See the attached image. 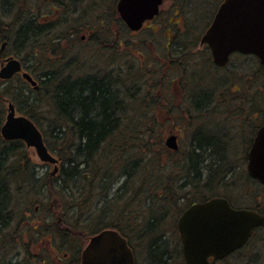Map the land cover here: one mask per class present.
<instances>
[{
	"label": "trees",
	"instance_id": "16d2710c",
	"mask_svg": "<svg viewBox=\"0 0 264 264\" xmlns=\"http://www.w3.org/2000/svg\"><path fill=\"white\" fill-rule=\"evenodd\" d=\"M25 1L0 0V9L3 12L8 11L13 16L9 29L18 30L16 37L19 39V44L23 43V39L35 30L32 26L23 25V14L20 11L26 7ZM190 1L192 2V0H184L181 9L178 4L177 12L181 13L183 9H187ZM200 1L203 2V0ZM68 2L74 7L76 5L81 7L84 4L83 0H68ZM197 11L199 12L196 9L192 13ZM2 23L0 20V25ZM180 25L182 28L183 23L180 22ZM182 34L178 33V35ZM182 39L181 36L179 38L173 36L166 47L169 50V47L174 46L172 58L175 66L181 63L184 65L182 60L185 61L188 54L186 51L188 43H184L185 41L180 43ZM203 59L210 63L209 57ZM255 63L252 64L253 70L248 74L250 79H247L251 88L253 86L252 93L245 90L246 92L243 91L242 94L237 93L240 95L238 99L233 96L231 100L219 96L225 104L230 103L226 105L228 110L222 112L221 109L208 108V110L204 109L205 111L196 109L195 119L218 122L221 117L224 118L226 112L240 120H250L251 117L263 119L264 94L261 93L264 92V66H261L257 60ZM70 65L64 66L58 79L46 82L44 93L35 94L31 91L27 96V90H23L22 87L16 86L18 92L15 91L16 88L14 89L12 99L15 100V104L20 110H23L24 105L27 107L26 113L38 122V128L41 118L37 119V113H39L37 106L45 99L49 102L52 116L43 117V119L48 123L49 129L46 132L53 141L49 144L45 140L44 143L49 152L60 158V162L57 174L51 176L49 172L44 173L42 184H40L33 165L32 167L24 165L23 168L19 167L16 170L8 166L4 167L2 160L6 157L4 155L6 150H0V235L4 234L7 228L6 236L0 238L2 248L0 257L6 256L1 254L5 250L3 243L8 238H10L8 241H14L11 236L7 238L9 225H15L16 228L13 231L20 233L18 232L20 223H14L11 219L14 212L7 217L2 215L8 207L16 208L6 187L7 171L5 170H8L15 183H24L27 192L33 191L34 188L35 193L39 192L43 195L44 191L43 196L47 201L55 200L53 209L46 210L53 213L52 216L60 214V229L51 219L44 220L42 228H30V225L22 228L37 233L41 231L44 233L46 230L47 234L51 232L49 234L53 235L51 236L53 239L59 237L61 242L59 248L68 252L69 259H67L70 261L66 263L67 260H65L63 264H79L80 252L89 237L103 229H115L130 242H133V239L140 241L143 249L149 248L150 259L155 264H163L166 245L154 239L158 233L169 230L170 227L165 228V226L169 225L168 222L173 218L172 208H176L183 197H185L183 201H188L186 196L180 197L177 191L181 190L186 182L187 186L190 184L195 186L198 182L205 181L208 190L216 186L218 178L223 173L222 170L226 168L223 147L214 135L207 136L203 133L193 134L190 143L191 151L187 153L181 149L179 152H172L163 147L161 150H158L156 146L151 147V138L162 131L164 124L156 115L151 118L155 121L153 127L150 126V121L147 125L146 119L141 115L139 119L136 118L139 124H135L134 117H131L123 127L120 125L125 111L131 109L130 103L135 95L123 83L127 78L126 70L117 72L116 75L114 71H110L108 74L95 73L93 76L75 74L73 66L70 67ZM246 78L248 76L244 79L238 77L240 80L237 84L244 86ZM189 79L190 77H186V80ZM161 85L163 92L168 93V88H164V82ZM204 86L206 85H203V89L209 92L195 96L196 93L188 97L194 106L200 108L207 106L210 103L209 95L212 96L217 88L222 87L219 84L212 87L207 85L206 89ZM233 91L238 92V89ZM146 98L148 95L144 94L140 104L142 111L155 105L156 96L151 98L152 102H147ZM214 125L215 129H219V123ZM24 159L26 162L29 160ZM177 159L178 162H175ZM205 173L207 176L201 180ZM120 178L123 180L119 184ZM18 190L20 191L21 187ZM170 211L171 216L165 220L164 217ZM133 217L137 224L132 221ZM40 260L41 264L45 262L50 264L46 255H43ZM0 264L12 263L5 258L0 261Z\"/></svg>",
	"mask_w": 264,
	"mask_h": 264
},
{
	"label": "rangeland",
	"instance_id": "374dc122",
	"mask_svg": "<svg viewBox=\"0 0 264 264\" xmlns=\"http://www.w3.org/2000/svg\"><path fill=\"white\" fill-rule=\"evenodd\" d=\"M37 1L38 2L26 0V7H23V10L29 11V5L34 6L35 8H32L33 13L38 16H43L46 12L47 6L43 5V0ZM95 1L101 4L100 8H94L87 10L86 12L78 11V14L74 16V19H80L79 25L82 27L84 26L83 29H86V27L90 28L89 25H92V23H95L94 25L96 26V22L100 19H105V26H108V31H112L110 32L111 42L114 41V31H117V29L119 30V39L122 42L121 47L115 45L113 50H108L103 47L104 43L98 44V41L93 40L87 43H81L78 41L77 46L71 48L73 50H68L66 56L63 58V62L66 61L67 56L72 57L75 52L78 53V59L81 60V63H85V65L82 66L77 73H92L95 70L102 71L103 68L104 71H108V69L110 71H114V74L116 75L117 72H125L126 70L127 78L126 81H123V83H125L128 90L133 92L135 95L130 103L131 109L125 111L120 125L123 127L129 122L131 117H134L133 121L135 124H139L137 123L136 118L139 119V115H141L146 119L145 123L148 125L150 121V126L153 127L155 121L151 118L153 115H156L159 121H163L164 124L162 126V131L158 132L153 138H151V147L156 146L158 150H161L162 147L165 148V139L170 135L175 134L178 136L177 141L179 144V150L181 149V151L187 153L191 151L190 143L192 141L191 137L194 133H203L207 136L208 134L214 135L223 147L225 167H230L231 165L235 166L238 160L231 157V155L234 156L237 150L239 151L242 148L240 142L246 141L247 143L249 140L248 137L253 133L254 128L262 123L260 120L262 117H257L256 119L251 117L249 125H245L241 129L238 128L239 119L233 115H228V112H226L224 118L221 117V120L219 119L218 122L197 120L195 119L196 109L191 108L193 104L190 103V100L188 99V97L194 96L196 93L197 94L195 96L202 94L203 92H209L203 89V85H211L212 87L216 85L218 86L219 84V86L222 87L217 88L216 93H213L212 96L209 95L210 103L208 105L210 110L221 109L223 112V110H228L226 105H229L230 103L225 104L223 99L219 98V96H223L226 100H231L233 96H236L238 99L240 96L238 94H242L243 91H248L250 93L253 92V86L251 88L250 83L247 80L250 79L248 74L253 70L252 64H256V60L252 59V57L237 56L230 61L229 65L225 69H218L217 71L211 62H205L203 59L206 58L205 56L207 53L204 51L205 46H200L199 39L209 25L213 17L212 12L216 10V4L218 5L219 1L209 0V5L203 8L201 12L199 11L200 13L198 11L195 13L192 12L198 9V6H200L202 2L198 0L195 4V2L192 1V7L183 9L181 13L177 12V14H175L173 9L169 10L171 5L179 4L181 9L184 5V0H168L160 7L163 15L148 23L145 26L146 28L139 32H130L127 28L123 27L122 23L115 19L112 15V11L109 9V7H111L110 0H104L103 4L102 0ZM209 8L211 9L208 13L203 14V12ZM18 10L20 11L21 9ZM23 10L20 11L22 14ZM14 13L15 12H13V14ZM0 20L3 22L0 25V32H9V26L13 21V16L8 13V11L3 12L0 9ZM180 22L183 23L182 28ZM184 25L186 27L185 29ZM187 30L191 31L187 32ZM62 31L63 29H61V32ZM179 32L183 34L178 35ZM173 36H176V38L181 36L183 39L179 42L181 43V41H185L184 43H188L186 45V51L188 53L186 55L187 57L185 61L182 60L184 65H182V63L179 64V66L174 65L172 58L173 45L169 47V50L166 49L169 40ZM40 40L42 43L46 42L44 37L40 38ZM33 45H35L36 50H39V42H37V45L36 42H34ZM64 47L65 44H63V48ZM12 51L15 50L12 48ZM20 56H23V52L19 53L18 57ZM38 62L40 63L39 66L43 69L44 67L47 69L53 68L52 63H49L46 58H43V55L40 56ZM239 73L242 75H238ZM192 76L194 77L191 78ZM246 76H248V78L245 79L244 86L240 84L238 85L237 81L244 79ZM186 77H190L189 80L191 82L186 80ZM238 77H240V79H238ZM162 82H164V88H168V93L163 92V87L161 85ZM206 86H204V88L207 89ZM234 89H238V92L235 91L233 93ZM144 94L148 95V98H146L147 102H152L151 98L156 96V98H154L156 106L154 105V107L149 108L146 111H142L140 108ZM261 94H264V92ZM13 95L14 94H12L11 97H13ZM12 101L15 103L14 99ZM198 109L205 111L204 108ZM6 110L7 104L5 107L0 108V121L2 122L5 120V116L7 114ZM37 111L39 112L37 113V119L41 118L39 130L44 136V141L47 140V142L51 144L53 140H51L50 136L46 132V130L49 129V126L47 125V121L43 119V117L47 118L48 116H52V109L49 102H47L46 99L42 101L38 104ZM235 121H237V125L234 124ZM215 123H219V129H215ZM224 134L227 138L223 137ZM246 143L244 144V147H246ZM3 149L6 150V153L4 154L6 157L2 160L4 167L8 166V168L10 167V169L16 170L19 167L23 168L24 165L29 167L34 165L35 167L33 170L36 178L39 180L38 183L40 184H42L44 173H53L52 165L43 164V162H41L36 156L35 150L33 148L26 147V145L22 142H4L0 137V150ZM227 151H229L228 154ZM24 158L29 160L26 162ZM175 162H178V159L175 160ZM5 171H7L6 187H8L10 199L14 204H16V208L8 207L3 211L2 215L7 217L9 214L14 212L16 215L13 214L11 218L12 221L14 223H20V229L18 231L20 233L18 234L13 231L16 226L13 224L9 225L7 238L11 236L14 241H8V239H10L8 238L6 242L3 243L5 244V250L1 254L6 255V261L11 262L12 264H41L40 258L43 257V255H48L47 261L50 260L49 252L51 249H56L58 255L63 257V259H69L68 252L59 248L61 245L60 238L58 237L57 239H53V237H51L53 235L49 234L51 233L50 231L48 234L46 230H44V233H42V231L41 233H37L34 231L29 232L26 231L27 229L24 230L22 228L29 225L31 226L30 228H42V225L45 223L44 220L51 219L54 220L55 224L58 225L57 228L60 229V214L58 213V215H56L58 217H56L52 216L53 213L51 214L47 212L49 208L51 210L53 209L55 200L47 201V199L43 196L44 191L43 195L39 192L35 193L34 188L33 191L27 192L28 190L25 189L23 182L20 184L15 183L10 172L8 170ZM206 176V173L203 174L201 180H203ZM122 180L123 178L119 179V184ZM186 183L182 186L181 190L177 191V194L180 197L189 194V198L186 196V200L188 201H183L185 198L183 197L180 200V204H177L176 208H172V212L174 213L172 216L173 218L170 219L168 222L169 225L165 226V228L172 225L175 215H177L179 211L183 210L189 203L220 194L223 190L222 188H218V186H214L216 188L214 191L213 189L208 190L205 181H200L195 186L190 184L189 188ZM19 187H21L20 191L18 190ZM211 191L213 192L210 193ZM170 216L171 211L164 217V219L166 220ZM134 218L135 217H133L132 221L136 223ZM163 231H165L164 228ZM130 232L133 236L132 231ZM6 233L7 228L4 234L0 235V238H4ZM138 235L140 234L138 233ZM133 243L135 248H138L137 251L139 253H141L140 248L144 251L143 247H139V244L135 241V239H133ZM0 249L2 248L0 247ZM40 249H43L41 254L38 252ZM65 254L66 257L64 256ZM5 258L1 256L0 261L5 260ZM68 259H65L67 260L66 263L70 262Z\"/></svg>",
	"mask_w": 264,
	"mask_h": 264
},
{
	"label": "flooded vegetation",
	"instance_id": "af4514ba",
	"mask_svg": "<svg viewBox=\"0 0 264 264\" xmlns=\"http://www.w3.org/2000/svg\"><path fill=\"white\" fill-rule=\"evenodd\" d=\"M43 1V5L47 6L46 12L43 16H38L33 13L32 8H35L34 6L29 5V11L23 10V25L28 27L32 26L35 29L32 34H28L23 39V43L19 44V39L16 37L18 32L17 29L15 31L10 29L9 32H0V108L5 107L7 104V114L5 120L3 122L0 121V130L9 113L8 105L10 103L14 106L15 117H25L38 127V122L26 113L27 107L24 105L23 110H20L12 101L13 99L11 96L13 92H18V89L15 91L14 89L16 86L22 87L23 90H27V96L30 95L32 90L35 94L37 92L44 93L46 92V82L58 79L59 74L63 72L64 66L67 64L73 66V72L76 74L79 69L85 65L84 62L81 63V60L78 59V53L74 52L72 57L67 56L65 62H63V58L66 56L68 50H73L71 48L77 46L78 41L81 43H87L93 40L98 41V44L104 43L103 47L108 50H113L115 45L121 47L122 42L119 39V30L117 29V31H114V41L111 42L110 32L112 31H108V26H105V19H100L96 22V26L94 25L95 23H92V25H89L90 28L86 27V29H83L84 26L82 27L79 25V18L74 19V16L78 14V11L86 12L87 10L100 8L101 4L99 2H96L95 0H83L84 4L81 7L78 5L74 7V5H71L68 0ZM110 1L111 7H109V9L112 11V15L118 22L123 24L124 28H127V25L121 19L117 10L119 0ZM166 1L168 0H163L159 6L158 15L152 20L144 22L139 31L144 30L148 23L163 15L160 7ZM192 1L195 2L196 0ZM216 1H219L218 5L216 4V7L218 8L222 0ZM208 2L209 0H203L197 10L201 12L203 8L209 5ZM103 3L104 0H102V4ZM192 6L191 2L189 7ZM172 9L175 11V14H177V4L171 5L169 10ZM210 9L211 8L204 11L203 14L208 13ZM212 14V16H214L215 11H213ZM19 27L20 26H18V28ZM61 29H63L62 32ZM42 37H44L46 41L45 43L41 42L40 38ZM34 42H36V45L37 42H39V50H36L35 45H33ZM63 44H65L64 48ZM12 48L16 52L12 51ZM204 51L207 53L206 57H209L212 62L209 50L205 47ZM20 52H23V56L18 57ZM41 55H43V58H46L49 63H52V69H47L45 67L43 69L39 66L40 63L38 60ZM235 56L238 55L232 54L230 56L226 67ZM13 61L18 63L19 68V70L14 73H12L9 67L11 65L10 63ZM213 67L216 71L218 69L222 70L226 68ZM93 72L94 73L86 72L82 74L94 76L95 73L108 74L110 73V70L108 69V71H104L102 68V71L95 70ZM24 75H28L35 85H32ZM191 108L198 109L200 107L192 105ZM203 108L208 110L210 107L207 105L203 106ZM239 120L238 128L241 129L245 125H249L251 118L250 120ZM234 124L237 125V121H235ZM262 125H264V121L254 128L253 133L248 137L249 140L247 143L246 141L240 142L242 148L239 151L237 150L234 156L231 155V157L238 160V162L235 166L231 165L222 170L223 173L218 178V184L216 185L218 188L223 189L221 193L189 203L183 210L175 215L168 231L156 235L154 240L160 241L166 245L163 264H264V223L254 227L248 239H246L241 246H238V243L235 245L233 234L227 232V230L222 227H211L209 228L208 233H206L205 230L203 234L197 233L200 232V229H196L195 233H191L190 228L187 227V232H185L183 236L178 228V220L184 211L193 205L202 204L216 198L225 199L233 209L253 211L264 218V184L254 179L250 175L247 167L248 152L254 142L257 130ZM223 137L227 138L225 134ZM18 142L24 143L23 141ZM245 143L247 144L246 147H244ZM228 152L229 151H227V154ZM33 167L35 166L33 165ZM187 187L189 188V185ZM212 189L214 191L216 188L212 187ZM128 243L133 253L134 264H155V262L149 257V248L144 249V251L140 248L141 253H139L137 251L138 248H135L133 242ZM137 243L139 244V247H142L140 241H137ZM38 252L41 254L43 249H40ZM49 255L50 260L48 262L50 264H63V261L67 259H63V257L59 256L56 249H51ZM44 264H47V262Z\"/></svg>",
	"mask_w": 264,
	"mask_h": 264
},
{
	"label": "water",
	"instance_id": "95a60500",
	"mask_svg": "<svg viewBox=\"0 0 264 264\" xmlns=\"http://www.w3.org/2000/svg\"><path fill=\"white\" fill-rule=\"evenodd\" d=\"M162 1L119 0L117 10L131 30H138L144 21L158 14ZM200 44L208 46L212 61L218 67H224L234 52L254 55L264 66V0H223ZM10 64L12 73L19 70L16 61ZM24 77L34 85L28 75ZM0 133L5 141H24L27 147L34 148L41 161L57 163L49 154L36 126L25 117H15L11 104ZM165 145L177 150V137L170 135ZM247 167L250 175L264 184V125L254 138ZM263 223L264 218L257 213L232 209L225 199L216 198L187 209L178 220V228L183 236L187 227L191 233L200 229L198 234L205 230L208 233L211 227H222L233 234L235 245L241 246L252 229ZM80 264H134V259L126 239L114 229H105L89 239L81 252Z\"/></svg>",
	"mask_w": 264,
	"mask_h": 264
}]
</instances>
